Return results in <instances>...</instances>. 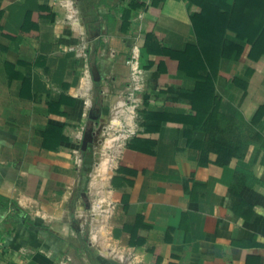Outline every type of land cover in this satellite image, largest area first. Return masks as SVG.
<instances>
[{
    "label": "crops",
    "instance_id": "crops-1",
    "mask_svg": "<svg viewBox=\"0 0 264 264\" xmlns=\"http://www.w3.org/2000/svg\"><path fill=\"white\" fill-rule=\"evenodd\" d=\"M72 1L77 24L67 20L64 0H0V264L73 258L68 242L86 236L94 194L113 205L119 242L144 250L146 262L264 264V43L254 59L252 44L228 33L243 50L221 60L215 93L219 112L232 121L218 122L209 135L162 118L194 114L199 99L187 91L205 79L174 59L161 70L166 56L142 45L154 24L156 40L174 51L196 46L191 12L199 7L164 0L147 12L153 0ZM234 3L219 0L228 10ZM123 24L131 25L127 32ZM138 38L145 71L138 130L115 163L107 141L97 173L115 167L104 179H88L90 152L103 141L85 142L86 134L98 130L96 115L102 140L110 108L128 104L127 60Z\"/></svg>",
    "mask_w": 264,
    "mask_h": 264
},
{
    "label": "trees",
    "instance_id": "trees-1",
    "mask_svg": "<svg viewBox=\"0 0 264 264\" xmlns=\"http://www.w3.org/2000/svg\"><path fill=\"white\" fill-rule=\"evenodd\" d=\"M190 8L197 6L199 12H191V21L197 36L198 44L188 46L185 52L174 51L162 42L156 40L154 34L155 25L149 24L143 47L150 54L165 55L166 60L160 65V69L168 68L169 59L177 60L178 69L184 70L193 77L205 79L200 82L194 92L187 93L197 96L199 108L194 114H186L178 119H170L168 115L162 117L167 122H176V125H193L211 135L218 122L222 124L226 120L232 121L219 112L220 99L215 93V82L221 74L219 66L221 60L230 57L235 51L238 55L242 47L228 39V33L236 34L239 41L252 44V58L258 59L263 53L261 49L264 43V0H235L234 6L228 10L219 5V0H184ZM164 0H153L146 8L147 12L153 11V6L162 8ZM138 6V5H137ZM130 24H123V31L127 32ZM193 56V58H191ZM229 80V78H228ZM231 81V79H230ZM264 113L262 109L261 115ZM175 124V123H174ZM227 127V125H225ZM214 138H212V141ZM218 140L215 139V142ZM233 157V151L226 154ZM79 236V243L71 240L68 252L78 262L87 264L85 255L90 264H100V261L91 248L87 235ZM60 239H62L60 237ZM85 252V254H84Z\"/></svg>",
    "mask_w": 264,
    "mask_h": 264
},
{
    "label": "rangeland",
    "instance_id": "rangeland-1",
    "mask_svg": "<svg viewBox=\"0 0 264 264\" xmlns=\"http://www.w3.org/2000/svg\"><path fill=\"white\" fill-rule=\"evenodd\" d=\"M140 92H137V94ZM124 102L125 104L121 107L118 106V104H120L119 102L113 104L110 108L109 118L106 123V125L109 126V129L106 132V135L103 138L101 137L103 143L95 146L96 149L94 147L92 148L90 152L92 157L85 167V173L87 174L88 179H93V177L98 176L104 179L112 173V168L115 167V164L112 168L110 167L109 170H107L106 174H103V172L97 173L99 170L98 165H100L103 160V147L107 141L108 144H110L109 140L113 139L112 144L108 146L109 150L112 151V156L108 157V160L111 159V161L115 163L116 159L114 157H116L119 151L123 148L126 140L134 136L135 131L138 130L140 115L143 111V104L142 102H139V104L136 102L134 103L135 107H132L133 104H126V99ZM128 112H131L130 116L133 115L132 120L125 118ZM119 134L123 135L121 140H119ZM105 161L107 160H104V164ZM106 189L108 190V188ZM99 190H101V188H99ZM99 198V195L94 194L89 199L90 216L87 228L85 231L83 230V232L86 233L89 244L91 243L90 246L97 255L100 264H157L155 263L156 261H154V263L146 262V252L144 250L139 251L137 248L133 249L128 247L126 246L127 243H125L124 246L121 243V240L119 242V239L116 238V235L113 232L114 228L112 227V219H114L115 216V209L108 198L102 200L100 203L98 201ZM101 213H104L103 218L105 219L96 221V215ZM99 229L100 233L97 235L96 241L94 239L90 241L91 234L93 236V232L95 233L97 230L99 231ZM86 263L90 264V261L86 259ZM71 264H78V262L73 258Z\"/></svg>",
    "mask_w": 264,
    "mask_h": 264
},
{
    "label": "built area",
    "instance_id": "built-area-1",
    "mask_svg": "<svg viewBox=\"0 0 264 264\" xmlns=\"http://www.w3.org/2000/svg\"><path fill=\"white\" fill-rule=\"evenodd\" d=\"M65 3H63V5L68 9L69 13L67 15V20L70 23H78V15L77 14V9L73 7V1L72 0H64ZM139 38L137 39V42H135L132 46V54L131 56L128 58L127 60V65L130 68V73H131V86H130V93H129V97H128V103L133 104L132 107L134 106V103H138L140 102V98L139 96H137V92H140V90L142 89V79L144 77L145 71L143 70V68L140 67L139 65V61H140V44H139ZM89 48L90 45L89 43L83 38L82 42H81V47L80 49H82V53L84 56L89 54ZM73 47H70V50H73ZM121 105V104H119ZM118 105V106H119ZM130 107V108H132ZM131 112H128L125 116V118L132 120L133 117H130ZM120 136H122L121 134H119ZM77 162H79V164L82 162V158L79 157V155H77ZM72 259L70 256H66L65 258H63L61 260V264H71Z\"/></svg>",
    "mask_w": 264,
    "mask_h": 264
},
{
    "label": "water",
    "instance_id": "water-1",
    "mask_svg": "<svg viewBox=\"0 0 264 264\" xmlns=\"http://www.w3.org/2000/svg\"><path fill=\"white\" fill-rule=\"evenodd\" d=\"M93 76H94V80L95 81H100L101 77H100V73L98 72L97 68L94 67L93 68ZM93 118L96 120V124L95 125H99L98 130L95 131L94 128H91L90 132H88L86 134V139L85 142H95L96 144H99L100 142H102V140L100 139V134L102 133L103 129H105L104 124H100L97 120V116L93 115ZM97 135V136H96Z\"/></svg>",
    "mask_w": 264,
    "mask_h": 264
}]
</instances>
